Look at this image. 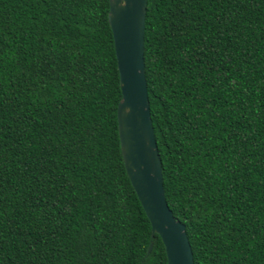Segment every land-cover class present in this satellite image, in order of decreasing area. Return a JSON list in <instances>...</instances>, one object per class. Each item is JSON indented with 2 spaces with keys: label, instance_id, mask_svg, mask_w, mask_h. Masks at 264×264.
<instances>
[{
  "label": "trees",
  "instance_id": "1",
  "mask_svg": "<svg viewBox=\"0 0 264 264\" xmlns=\"http://www.w3.org/2000/svg\"><path fill=\"white\" fill-rule=\"evenodd\" d=\"M108 11L0 0V264H168L121 154ZM144 64L194 264H264V0H147Z\"/></svg>",
  "mask_w": 264,
  "mask_h": 264
},
{
  "label": "water",
  "instance_id": "2",
  "mask_svg": "<svg viewBox=\"0 0 264 264\" xmlns=\"http://www.w3.org/2000/svg\"><path fill=\"white\" fill-rule=\"evenodd\" d=\"M147 0H109L110 25L121 97L116 116L126 173L155 233L165 247L168 264H194L185 224L165 199L161 159L154 135L144 64ZM152 242L148 246L150 253Z\"/></svg>",
  "mask_w": 264,
  "mask_h": 264
}]
</instances>
